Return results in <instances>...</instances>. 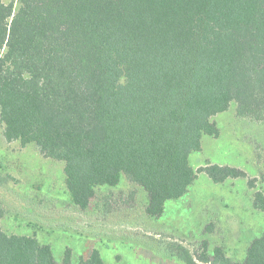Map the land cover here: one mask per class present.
<instances>
[{
	"label": "trees",
	"instance_id": "trees-1",
	"mask_svg": "<svg viewBox=\"0 0 264 264\" xmlns=\"http://www.w3.org/2000/svg\"><path fill=\"white\" fill-rule=\"evenodd\" d=\"M264 118V0H0V120L6 141L35 144L64 161L73 203L123 179L144 188L146 212L165 213L205 172L214 182L248 177L237 167L196 170L190 155L212 119ZM249 183L253 186V180ZM264 212V192L254 196ZM0 264L58 261L37 238L1 226ZM161 253L200 264L184 246ZM212 264H264V233L243 260L216 247ZM78 264H104L93 250Z\"/></svg>",
	"mask_w": 264,
	"mask_h": 264
},
{
	"label": "rangeland",
	"instance_id": "rangeland-1",
	"mask_svg": "<svg viewBox=\"0 0 264 264\" xmlns=\"http://www.w3.org/2000/svg\"><path fill=\"white\" fill-rule=\"evenodd\" d=\"M236 107L233 103L212 118L220 133L205 135L190 163L196 170L233 166L248 177L216 183L200 172L188 192L168 201L158 218L146 212V190L127 179L97 187L90 207L79 208L66 185L64 161L44 156L35 144L6 141L0 120L3 230L37 238L58 261L71 250L74 264L93 250L104 264H186L161 253L169 245L187 247L200 264H212L202 257L213 259L220 246L231 259L243 260L251 241L264 233V212L254 206L255 193L264 192V118L242 117Z\"/></svg>",
	"mask_w": 264,
	"mask_h": 264
},
{
	"label": "crops",
	"instance_id": "crops-1",
	"mask_svg": "<svg viewBox=\"0 0 264 264\" xmlns=\"http://www.w3.org/2000/svg\"><path fill=\"white\" fill-rule=\"evenodd\" d=\"M171 201V200H170Z\"/></svg>",
	"mask_w": 264,
	"mask_h": 264
}]
</instances>
